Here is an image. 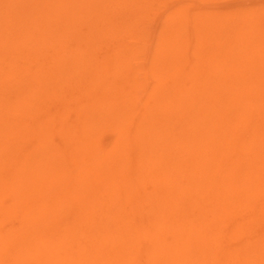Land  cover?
<instances>
[{
    "label": "bare ground",
    "instance_id": "6f19581e",
    "mask_svg": "<svg viewBox=\"0 0 264 264\" xmlns=\"http://www.w3.org/2000/svg\"><path fill=\"white\" fill-rule=\"evenodd\" d=\"M138 1L22 3L40 7L21 11L32 18L19 21L21 38L17 10L11 22L0 8L9 25L0 29V219L14 213L35 238L46 232L40 239L50 241L36 248L46 264H262L264 68L249 63L248 42L235 43L241 33L229 37L240 48L220 51L224 60L207 46L198 63L174 50L134 63L119 23L131 29L125 17L142 9ZM47 92L64 103L59 122L48 117L52 96L30 125V106L40 109Z\"/></svg>",
    "mask_w": 264,
    "mask_h": 264
},
{
    "label": "rangeland",
    "instance_id": "374dc122",
    "mask_svg": "<svg viewBox=\"0 0 264 264\" xmlns=\"http://www.w3.org/2000/svg\"><path fill=\"white\" fill-rule=\"evenodd\" d=\"M0 1H1L0 2L1 3L0 8L2 7L1 11H2L3 16H5L7 14V17H8L7 20H9V18H10L11 22L18 20L17 21V23H18L17 27L20 26V24H21V23L19 24L20 20L26 19L25 22H30L29 20L32 19V18L30 19L29 16H28V18H24V15H22L23 12H21V11H25V13H26V11L29 12L31 9L33 10L34 8L37 9L38 7H40V6H38L40 0L39 1L34 0V3L35 2L38 3V4L36 3V5L38 7L36 6V7H31V8H28V7L29 6H35L34 4L31 5L33 0H29L30 2H28V3L25 2V0H22V1H20V0H4V1L0 0ZM26 1H28V0H26ZM140 1H138V2H140ZM22 3L25 5H28L30 3L27 7L28 10L26 9V7L25 8L23 7L24 5ZM142 3H143V5L141 6L142 9L138 8V10L136 12V16H134L132 18V16L135 14V13H133V14H130V18L125 17V22H127L128 19L133 20V26H131V29L134 28L136 30L129 29V31L127 32V30H128L127 29V30L123 31V29L125 28L124 23L123 22L119 23V24H121V29H119L120 32L122 30L120 35L123 34L122 36L125 39L124 40L125 43L127 42L126 44H128L129 46L131 45L132 47L135 46L136 51H135V49H134V51L137 53V56L135 59L136 61H134V63H136L137 61L139 63L142 62V58H144V60H145L147 56L153 57L156 50H159V51L160 50L161 51L162 50H171V52L173 50L174 51H181V54H180L181 57L187 58V54H189L188 58L190 57L191 60L193 59L192 60L193 63H198L199 60H197V57L200 58V55H201V60L203 59L202 61L208 60V57H210L209 55L212 53V52L210 53L209 50H212L215 52L219 51L218 54L222 55L221 53H223V52L227 53L224 49V46H226V48L229 44L231 46L232 45L237 46V44L240 41V44L243 42L242 43L243 45H245L244 44L245 42H248V45L250 44V47L252 49L251 50L252 56H249V55H251L249 53L247 58L250 57L249 63L252 64V62H253V65L256 62V64L254 66L250 64L254 68V71L257 72L258 71L257 69L261 70L262 68H264V64H262V61H264V0H147V1L142 0ZM139 4L141 5V3H139ZM6 5L7 6L11 5V6L8 7V9H7ZM4 6H6V7H4ZM21 6L25 10L24 9L22 10V8L20 9ZM10 9H13V10L16 9L17 11L15 10L16 11L15 13H17V14H19L21 12V16H20V14H19V17L17 16V14L16 15H15V13L13 14L12 13L13 10L10 11ZM119 10H120V8H119ZM3 11H5V13ZM35 11L36 10H34V12H33L34 15H36ZM120 11H123V9H121ZM11 13L16 17V20H14L15 17ZM2 14H1V16H2ZM30 16H32V14H30ZM2 17L0 18L1 19L0 20V25H1L0 29L4 30V28H6V26L8 27L9 25L6 24V26H5L4 22H6L7 20L5 19V17H4L5 20H3ZM23 20L20 22H22V24H21L22 27H25L26 24ZM27 26L30 27L32 25L27 24ZM17 29H18L17 35L20 36V38L23 37V33L21 31V26L18 27ZM35 31L36 30L33 31V27H32V33ZM19 32H21L22 34H20ZM38 32H40V31L38 30ZM128 33H129V36H127ZM237 33H241V34L239 35ZM170 35H172V36H170ZM235 35L236 36L239 35L240 38L242 37V40L241 39L238 40L237 38H239V37H236ZM211 36L213 37L212 38L213 41H216L215 43L212 41ZM244 36H245V39H243ZM171 37H172V40H171ZM226 37H228V38H226ZM229 37L230 38L232 37L233 39L236 38V40H238V41L236 42L235 39H234V41L237 44L236 45L231 44V42L233 43V41H232L233 39H229ZM217 38H219V39H217ZM223 39H224V41H223ZM225 39L226 40L228 39L227 40V42H229L228 44H227ZM218 40H220L221 42ZM205 44H206V46H205ZM210 44L213 45L212 47L215 46L216 49H218V50H216V49L213 50L215 47L211 49ZM240 44H238V45L240 46ZM128 45H126V46H128ZM200 45L202 47L205 46L206 48L204 49V47L202 48ZM209 45H210V47H209ZM207 46H208L209 50L207 49ZM239 46H237V48H240ZM204 50H206V51L204 52ZM226 50L230 51V47L227 48ZM220 51H222V52L220 53ZM104 52L105 51H102L101 52L102 54L99 53V54H97V56L103 57ZM162 52H164V51H162ZM201 52H202V54H201ZM215 52H214L215 57H218V56H216L217 53H215ZM3 53L1 52V54L4 55L3 58H6L7 52L3 51ZM196 53L199 54V56H197ZM191 55H193L194 57L193 56L191 57ZM225 55H224V57H225ZM221 57L223 58V55ZM28 58H30V57H25V59L23 60L24 61L23 63H25L26 65L29 64L32 66L33 62L32 63L30 62V60H32V58H30V59H28ZM194 59H196V61ZM221 59H219V60H221ZM223 60H224V58H223ZM227 60H229V59H227ZM227 60H226V62H227ZM172 62L177 64V60L172 61ZM226 62L224 63L225 65H226ZM230 63H231V61H230ZM235 63H237V61ZM235 63H233L232 65L234 66ZM176 67H177V65H176ZM189 67H190L189 64H186V72L187 73L190 72ZM237 67L238 66L235 65V67L231 68L229 65V68L232 69L233 71L237 70L236 69ZM260 67H262V68L260 69ZM168 69L175 70V67L169 65ZM230 69H229V71H232ZM239 73L244 74L245 72L243 73L242 71H240ZM257 73L264 75V72L258 71ZM246 76H247V74H246ZM260 77H261V75H260ZM262 77H264V76H262ZM262 79H264V78H262ZM149 80L148 81L151 84L155 83L154 79L152 77L149 78ZM262 83H264V81H262ZM59 89L60 88H58V90H57L58 91L57 95L59 93H61L60 92L61 90L63 92L65 91L64 88L60 89V90ZM96 90H98V89H96ZM68 91L70 93L72 92V90H69V89H68ZM110 91H113V90L110 89ZM110 91H109V93H111ZM67 92H64V94ZM77 93H79V91ZM77 93H74V94H76V97L74 95L75 99L78 97ZM88 93H89V91H88ZM102 93H99V95H102V97H103L104 94H102ZM55 94L49 95V92H47L45 97H44V95H41V98H43V100L41 99L42 101L40 100L42 102V103L40 102L41 108L39 109L37 106L35 107L34 105H38L39 103L37 104V102L36 103L33 102V105L30 106L31 111L29 110V113L31 115L32 114H34V115H32V116L28 115V118L30 120L27 119V117H25V118H23V121L29 120V123L31 125L32 124L31 122H33L35 120L34 117H36V116L43 117V115H41V114L44 112V110L46 111V109L50 110V107L48 108V105L49 106L51 105V103L48 104L47 102H46V104H47L46 105L44 98H47V100H49ZM69 95L67 97H69ZM54 97H53V99L49 100V101H52V105H53V106H51V111H48V110L47 111L52 112L53 114L55 113L58 117V116H61V113L58 114L59 112H56V111H58V110H56V108L61 109V104L63 102L62 103L60 102L61 103L60 105L57 104V99L58 98L60 99L61 95H60V97H56V96H54ZM82 97H84L83 94H82ZM54 99H56V104L58 105V107L55 104ZM59 99H58V101H59ZM63 99L66 100L65 98H63ZM70 99L72 100V98H70ZM78 100L77 101L75 100L76 102L73 101L74 102L73 105H78L81 102V100L84 101V99H81L79 102H78ZM43 104H44V106H43ZM68 104H70V102ZM63 105H64V103H63ZM65 105L67 106V104H65ZM68 107H70V106H68ZM33 108H34V110H32ZM62 109H66V107H64ZM59 111H61V110H59ZM46 112H44V114H46ZM69 112L74 114V115L76 114L72 110H69ZM76 112L78 114V111H76ZM26 113L28 114V111ZM52 113L50 114L51 117L50 116H48V117L51 119V121H53L52 118H54L55 121H58V120H56L57 117L55 116V114L52 115ZM64 113H62V114H64ZM67 114L69 115L68 112H67ZM67 114H64L63 116L66 117ZM52 116H54V117H52ZM75 116L77 117V115H75ZM48 117H45V118H48ZM74 117L71 116V119L73 118V122L75 119L78 120V118L75 117V119H74ZM61 119H62V117H61ZM63 119H65V118H63ZM59 120H60V118H59ZM60 121H62V120H60ZM67 121H69V120H67ZM64 122L62 121V123H64ZM69 122H71V121H69ZM69 122H67V123H69ZM77 123H75V124H77ZM53 125L55 127V124H53ZM77 126H79V124ZM54 127H52V128H54ZM73 127H75V126L73 125ZM74 129H76V131L78 130L77 128H74ZM80 130H81V128L79 129V133H80ZM52 132H54V131H52ZM100 133H101V136L104 137V139H102L103 144H107L108 141L110 142L112 137L109 133H108L109 136L107 135V132H105L106 133L105 134V133L100 131ZM55 134H57V133L55 132L54 134L51 135V137L58 140V138H56L58 136V134L56 137H54ZM33 138H36V137H33ZM29 139H31V138L29 137ZM56 142L59 143V147H60L61 146L60 144H62L60 139ZM56 142H55V144H57ZM12 214L14 216V213H11L10 216H8V217L10 218ZM9 218L8 219L3 218L4 220L0 219V226H2L0 228V230L3 229L2 233L0 231V238L2 237V235L5 236V237H2L3 241H2V239L0 240V242H2L1 243L2 246L0 245V264H46V260H44V258L41 257L40 254H38L39 250H36V248L38 249V247L43 246L44 243L46 245L48 243V241H50L49 238L47 237V235L44 237V239H40V236H42L46 232L38 233L39 234L38 238H35V235H34L35 232L34 231L25 232L23 229H21L20 224L17 225L18 224L17 220H20V219L17 218L16 219L17 223H16L14 221V219H12V221H11V219H9ZM25 223H27V222H25ZM4 229H5V232L10 230L11 235L9 237L6 235V233H4ZM7 229H9V230H7ZM257 229L258 230L262 229L261 232L264 231V224H262V228L258 227ZM55 232H58V230L53 231V233H55ZM49 236L51 237V235H49ZM53 238H56L57 241L60 240V237L58 238V234L54 235ZM53 238L51 237V240ZM7 239H8V241H6ZM16 242H20V245L19 246L17 245V248H13V246ZM110 248H111V246L108 249H110ZM34 249H35V251H34ZM108 252H110V251H108ZM63 256L64 255L62 254V256H60V257L64 258L65 256L64 257ZM9 258H10V260H9ZM11 258H12V260H11ZM94 259H95V257H94ZM40 260H42V261H40ZM141 263L142 262H139V264H141ZM91 264H95V262H91ZM262 264H264V263H262Z\"/></svg>",
    "mask_w": 264,
    "mask_h": 264
}]
</instances>
